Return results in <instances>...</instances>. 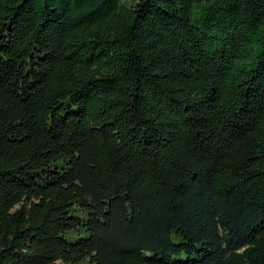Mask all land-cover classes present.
I'll return each instance as SVG.
<instances>
[{
	"label": "trees",
	"instance_id": "obj_1",
	"mask_svg": "<svg viewBox=\"0 0 264 264\" xmlns=\"http://www.w3.org/2000/svg\"><path fill=\"white\" fill-rule=\"evenodd\" d=\"M0 264H264V0H0Z\"/></svg>",
	"mask_w": 264,
	"mask_h": 264
}]
</instances>
